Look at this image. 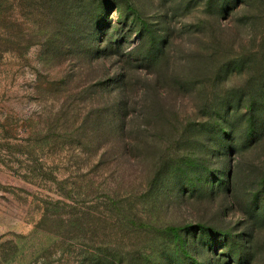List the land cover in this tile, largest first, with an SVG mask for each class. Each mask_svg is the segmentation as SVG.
<instances>
[{
  "label": "rangeland",
  "instance_id": "374dc122",
  "mask_svg": "<svg viewBox=\"0 0 264 264\" xmlns=\"http://www.w3.org/2000/svg\"><path fill=\"white\" fill-rule=\"evenodd\" d=\"M261 85L264 0H0V264H264Z\"/></svg>",
  "mask_w": 264,
  "mask_h": 264
},
{
  "label": "trees",
  "instance_id": "16d2710c",
  "mask_svg": "<svg viewBox=\"0 0 264 264\" xmlns=\"http://www.w3.org/2000/svg\"><path fill=\"white\" fill-rule=\"evenodd\" d=\"M260 87H264V85H261ZM255 112V111H254ZM253 131V130H252ZM251 131V132H252ZM101 260H104V262H106L107 260L106 259H101Z\"/></svg>",
  "mask_w": 264,
  "mask_h": 264
}]
</instances>
